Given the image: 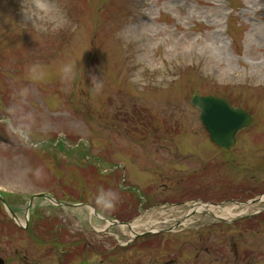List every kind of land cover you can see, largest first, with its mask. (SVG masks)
<instances>
[{
	"label": "rangeland",
	"instance_id": "1",
	"mask_svg": "<svg viewBox=\"0 0 264 264\" xmlns=\"http://www.w3.org/2000/svg\"><path fill=\"white\" fill-rule=\"evenodd\" d=\"M73 60L85 75L69 88L57 71ZM33 65L46 80L28 78ZM90 74L102 94L90 95ZM22 87L27 144L3 122ZM194 95L249 113L231 148L210 141ZM196 167L173 197L160 186L162 172ZM211 167H264V0H0V195L21 224L0 201L3 264H264L263 189L225 185L228 175L221 185ZM101 187L119 193L111 212L96 207ZM219 190L246 203L201 206ZM84 204L159 233L135 238Z\"/></svg>",
	"mask_w": 264,
	"mask_h": 264
},
{
	"label": "clouds",
	"instance_id": "2",
	"mask_svg": "<svg viewBox=\"0 0 264 264\" xmlns=\"http://www.w3.org/2000/svg\"><path fill=\"white\" fill-rule=\"evenodd\" d=\"M26 18H30L28 13H25ZM80 61H70L62 64L58 71L57 75L59 76L60 81L68 86L69 88L74 84V82L85 75L84 66ZM28 78L33 82H43L46 80L48 73L41 68L40 65H33L28 70ZM89 82L91 88L89 90L90 95L96 96L102 94L104 90V81L100 76L95 74H90ZM30 90L27 87L20 88L17 92L14 93V96H18L21 99L12 106H9L5 111L8 114V117L3 121L7 131L15 135L20 142L27 144L31 136L32 123H34V117L31 114L28 115H17V112L20 111L18 105L22 104L29 95ZM35 176L37 179H42L43 169L37 168L35 170ZM96 207L102 212H111L115 209L116 204L118 203L120 196L119 193L112 189L100 188L97 191V194L94 197ZM94 260V258H92ZM90 260V264H92Z\"/></svg>",
	"mask_w": 264,
	"mask_h": 264
},
{
	"label": "flooded vegetation",
	"instance_id": "3",
	"mask_svg": "<svg viewBox=\"0 0 264 264\" xmlns=\"http://www.w3.org/2000/svg\"><path fill=\"white\" fill-rule=\"evenodd\" d=\"M160 168H164V167H160ZM211 168H217V169L219 168V170L217 171L218 172V178H219L218 181L220 182V183L218 182L219 184L224 185L225 183L223 180H225V179H223V176L228 175L227 176L228 179L226 180L225 185L230 184V185H233L234 187H242V188L243 187L244 188L245 187H251V188H255V189H263L262 192L258 196H263V198H264V167H211ZM200 170H202L200 167L188 169L184 172V174L183 173L176 174L178 176H174L173 173H171L169 175L168 173L162 172L161 177L167 179L165 181H169V183L168 184L162 183V184H160V186H162L164 189L168 188V191H169L168 195L170 197H173V194L176 193V191L174 189V188H176V186H173L174 181H176V185H178V184H180V181H183V178H184L183 176L188 177L192 173H196ZM180 176H181V179H175L176 177H180ZM217 188L218 187L216 186L215 190H217ZM140 192H142V191H140ZM230 192L231 191L219 190V191H217V194H216L217 197L215 199H212V198L205 199L203 197V196H205L204 194H203L202 198H197V199L200 200V204L207 203V202H208V204H210V203L217 204L218 203L220 205L226 204V203H238V204L243 203V202L246 203V200L236 201L234 199V197H232ZM160 194H161V192H160ZM142 195H143V192L141 195H138V197H141ZM150 195H152V193ZM142 198H143V201H146V199H149L150 197L144 196ZM196 205H199V203L195 202V206ZM219 207H220L219 209H223V208H221V206H219ZM196 211H195L196 214H204V211H202V210H199L200 212H196ZM193 212H194V210L189 211L187 213L188 214L187 216L192 215ZM216 218L218 220H220V222L222 224H227L228 222H231L233 220V219H226L225 220V219H221L220 217H217V216H216ZM232 245L235 249L236 243H233ZM218 254H219V252H218ZM233 257H234V259H233L234 263H237L239 261L238 260L239 259L238 253L236 252V254H235V252H234Z\"/></svg>",
	"mask_w": 264,
	"mask_h": 264
},
{
	"label": "water",
	"instance_id": "4",
	"mask_svg": "<svg viewBox=\"0 0 264 264\" xmlns=\"http://www.w3.org/2000/svg\"><path fill=\"white\" fill-rule=\"evenodd\" d=\"M192 102L200 107V119L209 131L211 139L223 147H230L234 141L235 133L249 124V116L241 109L231 108L225 100L211 96H195ZM38 196L46 197L44 194ZM57 203L59 204V202ZM9 211L11 212V210ZM13 216L14 219H17L14 214ZM3 263V259L0 258V264Z\"/></svg>",
	"mask_w": 264,
	"mask_h": 264
},
{
	"label": "bare ground",
	"instance_id": "5",
	"mask_svg": "<svg viewBox=\"0 0 264 264\" xmlns=\"http://www.w3.org/2000/svg\"><path fill=\"white\" fill-rule=\"evenodd\" d=\"M137 225V224H136ZM138 226V225H137Z\"/></svg>",
	"mask_w": 264,
	"mask_h": 264
}]
</instances>
